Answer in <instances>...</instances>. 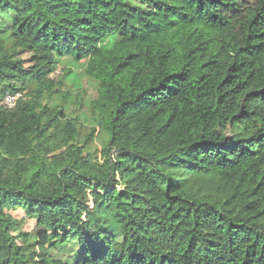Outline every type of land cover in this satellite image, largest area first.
I'll list each match as a JSON object with an SVG mask.
<instances>
[{
	"label": "trees",
	"instance_id": "obj_1",
	"mask_svg": "<svg viewBox=\"0 0 264 264\" xmlns=\"http://www.w3.org/2000/svg\"><path fill=\"white\" fill-rule=\"evenodd\" d=\"M0 94V264H264V0H0Z\"/></svg>",
	"mask_w": 264,
	"mask_h": 264
},
{
	"label": "rangeland",
	"instance_id": "obj_2",
	"mask_svg": "<svg viewBox=\"0 0 264 264\" xmlns=\"http://www.w3.org/2000/svg\"><path fill=\"white\" fill-rule=\"evenodd\" d=\"M29 56H24L23 59L24 60H28ZM70 62H63V64H61L57 70V72L55 74H53L51 76V78L53 79H57L58 76H60V78L62 77L63 71L66 68V66L69 65ZM78 75L77 77L70 81H65V90L70 91L72 95L77 93V90L80 91V94H84V99L86 101L94 99L97 96V89L96 86L86 77H84L83 74H81L80 71L76 72ZM60 80V79H59ZM22 96V94H20ZM3 104V100H2V96L0 94V106H2ZM84 110H80V114H85ZM87 126V125H86ZM89 127V126H88ZM100 141H97L95 143V146L97 148H99L101 150V146H100ZM11 215L19 220L23 222V226H22V230L24 232L27 233H33L35 231V227H36V223L35 221L28 219L24 213V211L22 209H18V210H12L11 211Z\"/></svg>",
	"mask_w": 264,
	"mask_h": 264
},
{
	"label": "built area",
	"instance_id": "obj_3",
	"mask_svg": "<svg viewBox=\"0 0 264 264\" xmlns=\"http://www.w3.org/2000/svg\"><path fill=\"white\" fill-rule=\"evenodd\" d=\"M21 97V95H17V96H6L5 98H3V104L4 106L8 107V108H12L15 106L17 100Z\"/></svg>",
	"mask_w": 264,
	"mask_h": 264
}]
</instances>
